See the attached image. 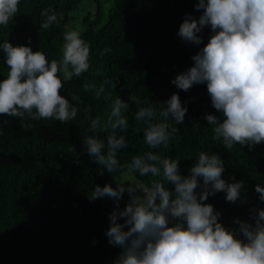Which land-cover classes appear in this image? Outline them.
I'll return each mask as SVG.
<instances>
[{
    "label": "trees",
    "instance_id": "1",
    "mask_svg": "<svg viewBox=\"0 0 264 264\" xmlns=\"http://www.w3.org/2000/svg\"><path fill=\"white\" fill-rule=\"evenodd\" d=\"M112 1L107 16L99 5L94 14L82 19L79 33L90 45V69L65 82L61 90L68 99L69 92L80 96L77 117L62 124L54 119L0 116V121H6L0 126V264H114L118 258L121 249L110 245L105 236L116 205L108 197L91 201L89 194L96 185L115 188L129 168L112 174L105 170L99 175L101 166L93 162L83 144L85 132L106 143V134L90 132V125L97 116L106 121L110 101L105 96L109 92L113 99L120 97L125 103L130 95L142 101L141 105L129 103L124 112L129 126L126 133H120L127 142L118 152L122 164L130 165L134 156L151 150L162 158H179L180 174L187 176L201 151L218 154L225 166L222 178L228 183L244 181L243 203L227 202L224 192L205 202L222 214L220 222L229 229L238 227L235 219L254 223L250 221L251 209H264L255 191L257 184L264 187V143L251 151L240 145L226 149L221 141L212 139V126L204 118L213 114L223 119L212 107L206 85H194L185 92L171 83L193 66L191 58L212 35L210 27L205 28L200 34L201 45L185 43L177 35L186 14L197 19L202 14L195 10L197 0ZM80 5L81 0H20L7 27L0 26V44L8 40L13 46L42 51L49 61L59 60L63 34L73 22L70 13ZM46 8L55 11L58 22L42 29L41 12ZM105 48L110 51L101 56ZM4 61L0 48V82L9 71ZM105 80L116 87L105 85L99 99L95 90L84 91L85 82L98 89ZM173 94H178L188 109L185 121L180 125L173 122L179 131L167 149H149L144 143V124L135 120V113L139 107L165 102ZM84 108L89 111L85 113ZM132 172L140 182L162 180ZM165 186L170 187L167 182ZM127 201L125 193L121 209ZM237 238L243 239L241 235Z\"/></svg>",
    "mask_w": 264,
    "mask_h": 264
},
{
    "label": "clouds",
    "instance_id": "2",
    "mask_svg": "<svg viewBox=\"0 0 264 264\" xmlns=\"http://www.w3.org/2000/svg\"><path fill=\"white\" fill-rule=\"evenodd\" d=\"M19 4L20 0H0V26L7 27ZM195 10L202 13L200 17L186 14L177 35L194 45L203 44L200 34L205 28L210 27L212 35L191 58L193 66L171 83L185 92L194 85H206L212 107L223 117H204L212 126V139L228 150L240 145L251 151L264 143V0H197ZM41 16L42 29L58 22L52 9H44ZM63 41L61 58L51 61L29 46H13L8 40L0 44L9 69L0 82V116L54 119L62 124L77 117L80 96L69 92L68 99L61 90L65 82L89 71L91 49L76 30L64 32ZM109 51L105 48L100 55ZM108 84L116 87L108 80L98 89L87 82L83 87L85 92L95 90L99 99ZM105 100L110 101L107 119L93 118L90 132L106 134V143L88 132L83 139L87 154L101 166L98 174L123 172L127 167L141 177H162L116 183L115 188L96 185L89 194L91 201L108 197L116 205L105 232L108 243L121 249L114 264H264V209H251L250 221L254 223L235 219L238 227L229 229L220 222L222 214L205 203L220 192L229 203H243L244 181L228 183L222 178L225 166L220 155L201 151L187 176L180 174L179 158H162L151 150L134 156L126 166L118 159V152L127 147L125 135L120 134L129 126L124 112L129 103L141 105L142 101L130 95L125 103L120 97L113 99L110 92ZM187 112L178 94L154 106L139 107L135 120L144 124L148 148L167 149L179 131L173 122L183 124ZM5 123L0 121V126ZM255 191L264 202V187L257 184ZM125 193L128 201L121 209Z\"/></svg>",
    "mask_w": 264,
    "mask_h": 264
},
{
    "label": "rangeland",
    "instance_id": "3",
    "mask_svg": "<svg viewBox=\"0 0 264 264\" xmlns=\"http://www.w3.org/2000/svg\"><path fill=\"white\" fill-rule=\"evenodd\" d=\"M112 2V0H81V5L79 9L70 13L71 17L73 18V22L67 26V31L76 30L80 32L83 29L82 19L84 18V16L90 13L94 14L99 5L103 7L107 16L112 6ZM118 182L134 184L140 181L134 176L133 172L128 169L125 173L120 176Z\"/></svg>",
    "mask_w": 264,
    "mask_h": 264
}]
</instances>
